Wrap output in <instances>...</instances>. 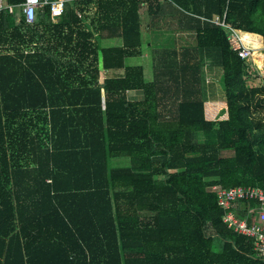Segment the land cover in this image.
<instances>
[{
	"label": "trees",
	"instance_id": "obj_1",
	"mask_svg": "<svg viewBox=\"0 0 264 264\" xmlns=\"http://www.w3.org/2000/svg\"><path fill=\"white\" fill-rule=\"evenodd\" d=\"M170 1L191 52L159 58L150 82L124 60L140 54L143 5L159 0H66L57 23L44 6L31 26L0 10V264H264L211 191L264 190V59L259 77L201 20L224 14L264 52V0ZM205 64L221 69L224 121L204 118Z\"/></svg>",
	"mask_w": 264,
	"mask_h": 264
},
{
	"label": "crops",
	"instance_id": "obj_2",
	"mask_svg": "<svg viewBox=\"0 0 264 264\" xmlns=\"http://www.w3.org/2000/svg\"><path fill=\"white\" fill-rule=\"evenodd\" d=\"M151 5L152 9H150V14L146 12V5H143L140 11V54L124 60V66L143 67L144 79L148 82L153 79V69L158 65L159 58L164 59V61L166 60L167 62L174 60L178 61L183 57L188 58L189 55H187V52H191L190 46L191 41L193 40L189 30V18L185 12H183L182 8L170 0H159V4L152 3ZM88 17L90 19L91 12H89ZM98 43L102 49L119 48L121 46L120 39H112L108 37L99 39ZM215 68L217 67L208 64H205L200 68V86L203 106L205 105L210 80L213 75L216 74ZM113 73L121 74V70L115 72H103V76L112 75ZM221 94L223 95V93ZM127 96L130 101H139L142 98L140 91H129ZM204 118L206 121H209L206 119L205 114Z\"/></svg>",
	"mask_w": 264,
	"mask_h": 264
},
{
	"label": "built area",
	"instance_id": "obj_3",
	"mask_svg": "<svg viewBox=\"0 0 264 264\" xmlns=\"http://www.w3.org/2000/svg\"><path fill=\"white\" fill-rule=\"evenodd\" d=\"M66 0H24L17 6H8L0 0V10L6 9L9 14L18 10L27 25H34L42 7H48V18L51 23H57L63 14ZM214 26L222 28L226 33L229 48L245 61H252L253 51L246 49L240 35L224 23V14L212 19H201ZM220 208L224 211L223 223L234 234L252 241L253 250L264 257V190L258 187L236 186L222 188L219 185L211 187ZM234 205H238V208ZM244 206L242 217H239L241 206Z\"/></svg>",
	"mask_w": 264,
	"mask_h": 264
},
{
	"label": "rangeland",
	"instance_id": "obj_4",
	"mask_svg": "<svg viewBox=\"0 0 264 264\" xmlns=\"http://www.w3.org/2000/svg\"><path fill=\"white\" fill-rule=\"evenodd\" d=\"M193 41H191L192 45ZM252 55V63L254 64L255 68L259 71V77L262 76V69H263V59H264V52L260 50L253 51ZM258 54L259 58L261 59L262 67L259 68L256 64L254 58V54ZM216 74L213 75L212 79L210 80V86L207 90V97L205 101V110L204 114L206 119L213 122L224 121L226 113H225V100L221 93V69L215 68ZM212 87V88H211ZM221 92V93H220ZM109 165L111 167H126L129 165V161L126 158H114L110 159Z\"/></svg>",
	"mask_w": 264,
	"mask_h": 264
},
{
	"label": "bare ground",
	"instance_id": "obj_5",
	"mask_svg": "<svg viewBox=\"0 0 264 264\" xmlns=\"http://www.w3.org/2000/svg\"><path fill=\"white\" fill-rule=\"evenodd\" d=\"M254 56H255L254 58H257L255 60L256 64L258 65L259 68H261L262 67V63H261V59L259 58V55L255 53Z\"/></svg>",
	"mask_w": 264,
	"mask_h": 264
}]
</instances>
